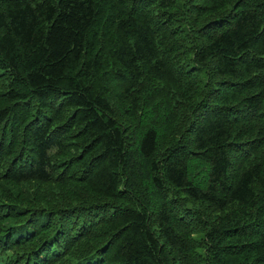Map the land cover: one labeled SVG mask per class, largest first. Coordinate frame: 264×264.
<instances>
[{
    "label": "trees",
    "instance_id": "obj_1",
    "mask_svg": "<svg viewBox=\"0 0 264 264\" xmlns=\"http://www.w3.org/2000/svg\"><path fill=\"white\" fill-rule=\"evenodd\" d=\"M0 264H264V0H0Z\"/></svg>",
    "mask_w": 264,
    "mask_h": 264
}]
</instances>
